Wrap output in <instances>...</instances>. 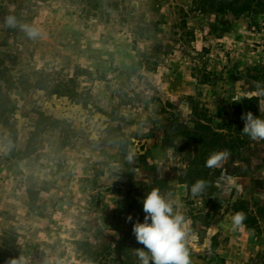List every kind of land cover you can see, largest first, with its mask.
<instances>
[{"label":"rangeland","instance_id":"obj_1","mask_svg":"<svg viewBox=\"0 0 264 264\" xmlns=\"http://www.w3.org/2000/svg\"><path fill=\"white\" fill-rule=\"evenodd\" d=\"M212 2L110 0L96 21L90 0H0V264L136 257L152 188L187 218L191 264H264V140L241 119L264 118V0ZM234 205L257 228L234 231Z\"/></svg>","mask_w":264,"mask_h":264},{"label":"clouds","instance_id":"obj_2","mask_svg":"<svg viewBox=\"0 0 264 264\" xmlns=\"http://www.w3.org/2000/svg\"><path fill=\"white\" fill-rule=\"evenodd\" d=\"M6 23L15 27V17H8ZM30 38L40 35L39 30L22 26ZM250 98H255L258 108L264 112V85L257 84L255 90L249 93ZM244 120L242 133L253 141L264 140V118L255 117L251 112L241 117ZM229 154L221 151L212 153L205 166L214 168L220 165ZM207 187V181L197 180L191 186L193 196L201 194ZM143 203L144 221H137L133 225V234L136 241L144 247L135 250L139 264H191L190 252L186 245L188 220L184 214L175 211L171 193L162 194L159 188H152L145 196ZM246 214L236 212L232 217L233 230H243ZM129 221L132 217L129 216ZM10 264H27L25 257L14 258Z\"/></svg>","mask_w":264,"mask_h":264},{"label":"trees","instance_id":"obj_3","mask_svg":"<svg viewBox=\"0 0 264 264\" xmlns=\"http://www.w3.org/2000/svg\"><path fill=\"white\" fill-rule=\"evenodd\" d=\"M217 1L215 0V2H212V12H216L218 9H216L217 7ZM110 0H90L89 6H90V15H88V17L91 20H105V19H109L110 18ZM216 10V11H215ZM217 13V12H216ZM203 85L206 84V82L202 83ZM10 102H8V100H5L3 98V95L0 93V110L6 108L9 105ZM30 156V153L22 148H19L17 151H15L14 153H12V157L15 160H19V161H24L26 160L28 157ZM240 205H234V209L238 211H243L246 214V220L244 221V225H250L254 228H257V221L254 217L252 216H247V213L245 210H243V208L239 207ZM142 213L140 212L138 215H136L134 217V220L132 222V225L130 227V229L127 232V237L126 240L129 242L128 245L131 246L134 250L136 249H141L144 246L142 244H139L136 241V237L133 234V225L139 221V222H143L142 219ZM89 250V258L93 260L94 263L96 264H106V261L108 259V257L111 256V253L106 252L105 255L100 254L98 252L93 251L90 246L87 247ZM101 260H103V262L101 263ZM116 264H139L138 258L137 257H126L124 259V261H116ZM151 264V262H150Z\"/></svg>","mask_w":264,"mask_h":264}]
</instances>
